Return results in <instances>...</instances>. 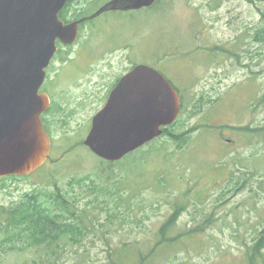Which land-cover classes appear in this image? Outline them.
Here are the masks:
<instances>
[{"label": "rangeland", "instance_id": "1", "mask_svg": "<svg viewBox=\"0 0 264 264\" xmlns=\"http://www.w3.org/2000/svg\"><path fill=\"white\" fill-rule=\"evenodd\" d=\"M108 1L72 0L66 16H91ZM79 29L75 43L59 45L42 88L51 155L28 175L0 178V209L59 188L93 220L76 243L3 240L0 229V264H264V0H157ZM140 64L166 76L181 110L111 164L85 140ZM116 178L128 187L117 190ZM92 180L111 195L86 192Z\"/></svg>", "mask_w": 264, "mask_h": 264}, {"label": "water", "instance_id": "2", "mask_svg": "<svg viewBox=\"0 0 264 264\" xmlns=\"http://www.w3.org/2000/svg\"><path fill=\"white\" fill-rule=\"evenodd\" d=\"M69 0H0V177L28 175L51 154L40 93L57 41L75 43L79 25L108 11L150 7L157 0H110L93 15L65 22ZM181 110V98L164 74L149 65L125 73L94 116L85 144L108 161H119L163 134Z\"/></svg>", "mask_w": 264, "mask_h": 264}, {"label": "trees", "instance_id": "3", "mask_svg": "<svg viewBox=\"0 0 264 264\" xmlns=\"http://www.w3.org/2000/svg\"><path fill=\"white\" fill-rule=\"evenodd\" d=\"M71 3L72 0H69L65 8L60 12V17L64 21L78 20L84 16L81 13L77 16L72 15L71 19H69L66 15L67 8ZM167 130L168 128L165 129V132ZM168 134L172 138H177L175 132L168 130ZM109 162L111 164L119 163V161ZM88 180H90L89 176L80 180H75L74 178L70 182V186L83 185ZM116 180L118 181L117 190L128 187V182L125 178L121 180L116 178ZM88 187L89 189H85L86 192L94 191L111 195L104 189V186L93 180ZM92 218L86 208L80 209L75 197L57 188L56 191L49 194L42 191L34 192L27 195L18 204L0 209V229L4 234L3 240L14 239V237L19 235V239L29 237L35 239L34 243L38 244L46 241L49 245L59 241H70L71 239L75 240L76 243L89 229ZM14 233L17 234L14 235ZM160 233L164 236L165 229L161 230ZM162 239L166 240L167 237H162ZM262 242L263 240L260 241V246L264 245Z\"/></svg>", "mask_w": 264, "mask_h": 264}, {"label": "flooded vegetation", "instance_id": "4", "mask_svg": "<svg viewBox=\"0 0 264 264\" xmlns=\"http://www.w3.org/2000/svg\"><path fill=\"white\" fill-rule=\"evenodd\" d=\"M84 18V17H83ZM81 19V18H80ZM79 20V19H78ZM75 21V20H74ZM70 22V21H69ZM83 24V23H82ZM82 24H80L79 25V28H81V25ZM79 31H80V29H79ZM58 42H60V43H58ZM61 44H64V43H62L61 41H57V46H58V49H57V51L60 49V47H59V45H61ZM65 45V44H64ZM66 46H69V45H66ZM51 63H52V61H51ZM131 70V69H130ZM47 74H48V70H47ZM46 78H47V76H46ZM45 81H46V79H45ZM45 81H44V83H45ZM44 83H43V85H44ZM43 85L41 86V88H40V92L42 93V92H44V93H46L45 91H43ZM47 94V93H46ZM109 98V97H108ZM50 101V100H49ZM50 104H51V102H50ZM50 104H49V107L41 114V122H42V126H43V129L50 135V132H49V129H48V123L46 122V116L47 115H44L46 112H48V110L50 109ZM50 137H51V135H50ZM52 144H53V142H52V138H51V148H52Z\"/></svg>", "mask_w": 264, "mask_h": 264}, {"label": "bare ground", "instance_id": "5", "mask_svg": "<svg viewBox=\"0 0 264 264\" xmlns=\"http://www.w3.org/2000/svg\"><path fill=\"white\" fill-rule=\"evenodd\" d=\"M85 17H88V16H85ZM84 17V18H85ZM88 20H91V19H88ZM85 21H87V20H85ZM78 36H79V33H78ZM58 43H60V42H58ZM62 47V46H61ZM56 54V53H55ZM55 56V55H54ZM54 56H53V58H54ZM53 58H52V60H53ZM50 67V66H49ZM48 67V68H49ZM48 68H47V70H48ZM40 92V91H39ZM41 93V92H40ZM42 93H44V92H42ZM5 177H10V176H4V177H0V178H5Z\"/></svg>", "mask_w": 264, "mask_h": 264}]
</instances>
